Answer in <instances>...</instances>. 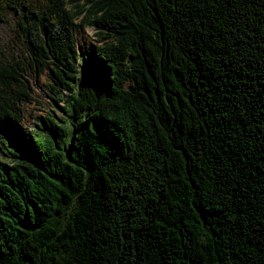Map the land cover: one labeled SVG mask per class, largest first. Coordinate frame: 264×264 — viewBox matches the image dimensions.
I'll use <instances>...</instances> for the list:
<instances>
[{"label": "trees", "instance_id": "16d2710c", "mask_svg": "<svg viewBox=\"0 0 264 264\" xmlns=\"http://www.w3.org/2000/svg\"><path fill=\"white\" fill-rule=\"evenodd\" d=\"M10 11L31 56L0 63V264H264V0ZM25 66L62 118L22 128Z\"/></svg>", "mask_w": 264, "mask_h": 264}, {"label": "rangeland", "instance_id": "374dc122", "mask_svg": "<svg viewBox=\"0 0 264 264\" xmlns=\"http://www.w3.org/2000/svg\"><path fill=\"white\" fill-rule=\"evenodd\" d=\"M18 13L10 11L6 14V19L0 20V63L13 64L22 62L23 66L31 53L29 46L19 33L18 23L20 22ZM74 38L77 52L80 55L90 46L96 44L95 29L91 25L74 30ZM81 64V59H79ZM24 77L28 80L31 89V99L21 105L22 120L20 125L23 129H32L44 115H52L57 118L63 117L61 107L63 106L64 92L62 98L59 96V87L53 84L49 71L35 72L33 68L25 66Z\"/></svg>", "mask_w": 264, "mask_h": 264}]
</instances>
